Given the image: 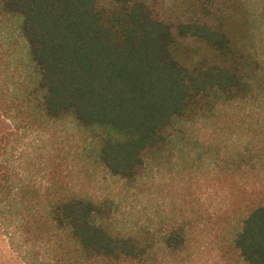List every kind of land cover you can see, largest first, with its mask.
<instances>
[{
	"label": "trees",
	"instance_id": "16d2710c",
	"mask_svg": "<svg viewBox=\"0 0 264 264\" xmlns=\"http://www.w3.org/2000/svg\"><path fill=\"white\" fill-rule=\"evenodd\" d=\"M189 1L193 15L171 19L153 0H0V111L15 126L0 136V233L17 264L192 257L182 220L117 229L115 202L73 185L79 162L51 156L35 178L16 143L58 123L80 133L84 161L129 183L179 162L206 167L227 202L228 251L264 264V3Z\"/></svg>",
	"mask_w": 264,
	"mask_h": 264
},
{
	"label": "rangeland",
	"instance_id": "374dc122",
	"mask_svg": "<svg viewBox=\"0 0 264 264\" xmlns=\"http://www.w3.org/2000/svg\"><path fill=\"white\" fill-rule=\"evenodd\" d=\"M252 12H260L264 0H244ZM189 0H153L154 7L171 19L191 17ZM13 22V21H11ZM14 24L4 28L6 39L13 42ZM262 30L258 40H264V18L258 19ZM13 121L4 120L0 111V136L14 129ZM80 133L70 123L55 124L47 132L24 131L16 143V154L26 150L33 175L44 181L47 160L63 155L68 162H79L72 171L73 185L85 194L110 198L115 202V227L127 230L137 223H148L160 230L169 221L179 219L187 223L193 240L192 257L187 264H242L238 256L228 251L224 241L227 234L220 232V215L227 206L216 177L200 165L189 167L179 162L173 166L150 169L134 183L111 176L103 167L84 161L76 153ZM12 153V152H11ZM247 182V180H244ZM243 181V182H244ZM0 264H17L7 240L0 233Z\"/></svg>",
	"mask_w": 264,
	"mask_h": 264
}]
</instances>
